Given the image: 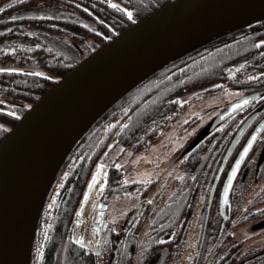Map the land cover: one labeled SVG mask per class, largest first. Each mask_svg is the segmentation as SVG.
<instances>
[{"label": "trees", "instance_id": "1", "mask_svg": "<svg viewBox=\"0 0 264 264\" xmlns=\"http://www.w3.org/2000/svg\"><path fill=\"white\" fill-rule=\"evenodd\" d=\"M171 1L20 0L0 11V64L27 61L47 72L41 75L29 71H0V96L21 104L15 116L0 108V125L3 126L0 127V143L18 118L54 82L101 45ZM39 3L49 6L53 15L11 18L14 12ZM112 4L119 7L113 8ZM123 9L132 13L131 19ZM256 23L221 34L174 59L139 83L95 121L68 155L67 159L80 155L83 165L76 171L71 167L62 185L63 194L46 210L45 220H49L51 229L45 232L38 221L30 264H97L70 239L69 231L66 234L65 227L71 222L79 200L77 189L81 190L94 164L106 155L129 153L132 157L157 142L185 105L180 102L183 95L198 99L232 86H264V45L257 42L261 39L257 37L259 33L249 32ZM227 121L195 142L197 134L191 136V143L184 152L193 159L184 177L185 188L161 203L142 200L140 235L135 233L137 230L126 233L116 261L120 260V264L175 262L181 250L178 242L196 215L194 225L199 237L193 263L230 264L231 250L220 254L223 242L233 237L234 230L230 229L235 223L230 210L218 229L217 197L208 208L210 184L234 137L235 126ZM201 172H205V179L201 178ZM143 184L136 183L139 188ZM143 194L145 196V191ZM41 211L39 220L43 217V209ZM218 232L220 240L214 237ZM40 249L42 255L37 254Z\"/></svg>", "mask_w": 264, "mask_h": 264}, {"label": "water", "instance_id": "2", "mask_svg": "<svg viewBox=\"0 0 264 264\" xmlns=\"http://www.w3.org/2000/svg\"><path fill=\"white\" fill-rule=\"evenodd\" d=\"M260 21H264V0H172L91 52L44 91L0 143V264H30L48 190L71 149L107 109L179 56L221 34ZM247 97L230 102L194 142L247 105L249 100L240 103ZM246 157L231 184L228 177L236 160L226 176L220 198L222 223L233 182ZM226 161L224 158L212 183L209 204ZM99 171L97 168L88 182L80 210L94 195L99 199L97 193L107 181L106 174L100 181Z\"/></svg>", "mask_w": 264, "mask_h": 264}, {"label": "flooded vegetation", "instance_id": "3", "mask_svg": "<svg viewBox=\"0 0 264 264\" xmlns=\"http://www.w3.org/2000/svg\"><path fill=\"white\" fill-rule=\"evenodd\" d=\"M257 28L260 30L259 32ZM263 30L264 22H259L254 24L249 32L251 34L259 33L257 37H261L260 40H264ZM229 89L236 92L235 95L224 103H220L213 107L212 111H214V114L211 118L222 112L230 102L245 96H252V99L249 100L247 105L232 115L230 117L231 119H227L228 121L226 120L229 124L235 126L234 137L246 120L251 116L252 118L238 139H234L233 137L231 141L232 145L231 143L229 144V147L225 151L215 172L216 176L223 159L226 158V164L212 198V201L214 197L218 198L219 216H217L216 219L220 225L218 229L221 228L222 225L220 198L226 176L235 162L239 151L245 145L252 133L258 129L257 139L253 142L247 157L235 177L229 194V203L226 207V216L228 215L227 210H230L231 218L235 223L234 229L238 231L236 229L238 225H248L253 222L261 224L263 223L262 221H264V128L261 127V125H264V86L262 84H254L250 87L232 86ZM206 125L207 122L204 126ZM184 152L185 148L183 149L182 157L176 162L174 177L169 181L172 189L175 188L176 192L179 191L180 188H185L184 177L188 169H191L192 167L190 166V162H192L193 159L187 154H184ZM130 156L131 155H126L125 153L110 154L102 158V161H98L94 164L85 183L81 186V190L77 189V192H80L79 200L73 210L71 222H68V226L65 227L66 234L68 231L70 232V239L79 245L87 255L92 256L97 264H120V260L116 261V255L118 254V250L126 233L131 230L134 232L137 230L135 233L139 236L141 232V222L144 212V206L141 199L143 192L146 191V189L137 187V182L134 180L125 181L124 175L127 169V162L131 161L134 157ZM80 158V155L77 157L72 155L69 159H66L49 189L42 207L43 217L41 216V219L39 220V224L40 222L42 223L41 229L45 232L51 229L49 220H45L48 212L46 210L52 208L57 201V197H60L63 194V192H61L62 185L64 184V181H66L65 179H67L66 177L69 174L71 167H75L74 170L76 171L83 165ZM98 164L103 165V168H100L99 171L101 173L99 179L101 181L106 174V184L102 191L97 193L100 195L99 199H97V195H94L80 210L84 192L89 180L96 171ZM117 165H119V167H117ZM116 174L118 176H116ZM204 175L205 172H201V178L203 177V179H205ZM215 176L210 184L209 194ZM176 192H174V194ZM209 194L208 208L212 203L211 201L209 204ZM127 200L134 204L133 208H129L128 210H126L127 205L125 204V201ZM257 209L259 211H255ZM205 220L206 219H204V222ZM204 225L203 228L205 229ZM188 231L189 230H186L185 228L183 237L178 242L181 247L185 242ZM219 234L220 232L214 234V237L219 238L220 240ZM81 237H83V246L80 243H77V240ZM230 257H233L230 261L231 263L235 256L231 255Z\"/></svg>", "mask_w": 264, "mask_h": 264}, {"label": "rangeland", "instance_id": "4", "mask_svg": "<svg viewBox=\"0 0 264 264\" xmlns=\"http://www.w3.org/2000/svg\"><path fill=\"white\" fill-rule=\"evenodd\" d=\"M18 1L20 0H0V8L5 9ZM52 15L53 12L49 6L39 3L33 8L14 12L12 17H50ZM0 68L47 74L45 70L27 61L19 64H13L12 62L0 64ZM235 93L231 89L222 88L198 99L191 98L189 94L180 98V102H185V105L177 112V116L174 117L160 139L146 151L135 155L131 161L127 162L124 175L125 181L134 180L137 184L144 183L141 188L146 189V191L141 201L161 203L168 200L176 192L175 188L172 189L169 181L174 177L176 162L182 157L183 149H186L191 143V136L201 127H204L214 114L212 108L231 99ZM20 105L18 102L0 96L1 109L18 114ZM125 154L128 155L129 153ZM125 204L127 205L126 210L134 206L128 200L125 201ZM201 205L203 204L200 203L199 206L201 207ZM195 217L196 215L193 217L188 229L179 258L171 264H194L193 255L197 252L195 248L199 237V231L194 225ZM262 222L261 224L253 222L248 225H238L236 228L238 231L232 227L230 230H234L232 232L233 237L223 242L224 245L220 254L228 249L231 250L229 255L235 257L230 264H264V221ZM229 255L227 259H229Z\"/></svg>", "mask_w": 264, "mask_h": 264}, {"label": "snow or ice", "instance_id": "5", "mask_svg": "<svg viewBox=\"0 0 264 264\" xmlns=\"http://www.w3.org/2000/svg\"><path fill=\"white\" fill-rule=\"evenodd\" d=\"M112 7L113 8H117L119 7V5L117 4H112ZM4 9L0 8V11H3ZM123 11H125L127 14H128V17L129 19L132 18V13L128 10V9H123ZM11 18H14V17H11ZM259 45H264V40H260L258 42ZM0 71H19V69H0ZM41 75H43V73H41ZM229 75H233V73H229ZM251 79V77H250ZM252 99V97H247L245 98L244 100H242L240 103H247L248 100ZM239 105H233V107H238ZM11 115L15 116L16 115V112H12ZM0 127H3L2 125H0ZM262 128H264V125H261ZM257 139V135L256 133H253L252 134V137L251 139L248 140L247 144L244 146L243 148V151L240 153V158L236 160L235 162V166L232 168L231 170V173L228 177V184H231V180H232V177L235 175L241 161L244 159V156L248 154L250 148L252 147L253 145V142ZM117 167H119V165H117ZM97 168H103V165L102 164H98L97 165ZM96 177L95 175L93 176V181H95ZM91 186V185H90ZM227 195V185L225 186V196ZM225 202L227 203V200H225ZM255 211H259L258 209L255 210ZM77 243H80L82 246H83V237L79 238L77 240ZM42 249H40L38 251V255H42Z\"/></svg>", "mask_w": 264, "mask_h": 264}]
</instances>
